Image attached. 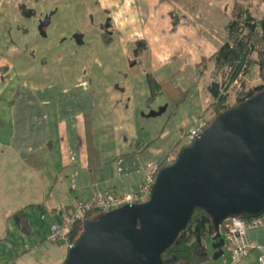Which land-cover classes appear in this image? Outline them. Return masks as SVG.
Listing matches in <instances>:
<instances>
[{
  "label": "crops",
  "instance_id": "obj_1",
  "mask_svg": "<svg viewBox=\"0 0 264 264\" xmlns=\"http://www.w3.org/2000/svg\"><path fill=\"white\" fill-rule=\"evenodd\" d=\"M84 1L108 18L111 44H103L114 45L115 35L112 55L132 64L129 68L135 72L118 67L113 82L92 75L66 81L46 79L31 56L14 48L12 35L0 30V264H17L36 252L35 264H60L65 244L51 240V226L60 220L59 211L98 193L139 190L146 165L157 164L162 151L151 150L158 137L146 131L150 122L143 107L150 104L146 96L151 97V89L149 84L136 89V84L147 74L157 77L174 54L192 53V58L212 62L213 54L225 43L233 4V0ZM261 4L258 0L257 5ZM8 5L0 0V28L14 24L22 28L15 20L26 15L20 6L15 11ZM29 12L33 15V10ZM140 40L147 46L136 56ZM42 59L43 66L48 61ZM211 81L203 88L204 94ZM178 144L157 165L176 154ZM22 209L28 233L11 218ZM247 239L254 249L235 263L225 250L214 259L213 240L208 238L210 258L205 264H258L264 227L250 229Z\"/></svg>",
  "mask_w": 264,
  "mask_h": 264
},
{
  "label": "water",
  "instance_id": "obj_2",
  "mask_svg": "<svg viewBox=\"0 0 264 264\" xmlns=\"http://www.w3.org/2000/svg\"><path fill=\"white\" fill-rule=\"evenodd\" d=\"M48 21L40 25L42 35ZM165 109L144 115L156 117ZM196 208L212 216L214 259L224 255L223 220L264 214V90L219 114L162 166L148 201L86 220L61 264H163V252Z\"/></svg>",
  "mask_w": 264,
  "mask_h": 264
},
{
  "label": "rangeland",
  "instance_id": "obj_3",
  "mask_svg": "<svg viewBox=\"0 0 264 264\" xmlns=\"http://www.w3.org/2000/svg\"><path fill=\"white\" fill-rule=\"evenodd\" d=\"M6 1L15 8V11L17 6H20L22 15L24 13L26 16L15 20L22 25L23 29L17 28L14 24L11 28L6 26L1 27L0 30L12 35L14 48L20 49L25 56H31L36 61L34 65L37 67L36 70L45 73L44 76L41 75L42 77L53 81L55 79L66 81L78 79L81 76L88 78L92 75L101 79L102 82H113L118 78L119 74L116 71L118 67L127 72H135L129 68L132 64L124 60H115L112 55L111 50L116 41L115 35L114 45L109 47L104 45L107 43L103 34L107 33L106 30L110 27L108 25V28H103L102 25L108 23V18L100 14L99 9L91 2L86 3L84 0ZM253 2V6L259 7L260 15H258L262 20L264 6L262 4L258 6V0ZM230 6L232 9L233 4ZM24 7L29 8L30 11L33 10V15H30L29 10H23ZM46 20H49L48 25L44 27L46 35H42L40 25ZM16 30L20 32L16 38H13L17 34ZM79 37L80 39L82 37V42H79ZM108 41L111 40L108 39ZM259 48L264 50V44ZM43 57H46L48 62L42 66ZM171 57L158 70V78L154 75L160 85L159 94L153 101L148 102L150 94L147 93L146 99L151 105L143 107L146 115L166 107L161 115L146 119L150 122L146 131L158 137V142L151 150L162 151L161 156L156 158L157 164L172 153V149L178 143V151L168 156L169 161L177 157L182 146L191 143L188 135L195 118L202 117L209 125L218 115L213 106V98L208 94L209 92L206 94L203 92V88L210 80L219 78L213 63L206 58H192V53L174 54ZM133 62L134 60L131 63ZM250 69L249 84L244 83L242 90L234 84L229 85L227 102L231 107L238 102L240 93L243 94L253 87L264 84V68L255 61ZM140 83L136 84V89H141L144 84L147 85V78L144 77ZM61 249L67 252L68 245H61ZM37 256V252L32 253L17 264H35Z\"/></svg>",
  "mask_w": 264,
  "mask_h": 264
},
{
  "label": "trees",
  "instance_id": "obj_4",
  "mask_svg": "<svg viewBox=\"0 0 264 264\" xmlns=\"http://www.w3.org/2000/svg\"><path fill=\"white\" fill-rule=\"evenodd\" d=\"M252 6L251 3L246 4L245 0H233L231 19L226 27L225 43L211 57L215 69L222 71L224 76L221 84L214 79L207 88L218 115L232 108L227 102L228 83L240 73L248 72L255 61L264 68V50L259 48L264 44V32L261 29V19ZM103 36L106 43L110 44L108 34L104 33ZM146 46L144 41H137L135 55H141ZM147 81L151 89V97L148 101L151 102L159 94L160 85L152 74H147ZM263 90L264 84L253 87L243 94L240 93L235 106L243 104ZM172 161L167 159L161 167ZM99 214L101 213L91 212L89 217L95 219ZM11 218L16 220L24 233H28V220L23 209L13 213ZM82 230L83 223L74 222L68 232L71 244L79 237ZM214 235L212 216L203 208H196L185 230L180 232L174 243L163 252V264H205L210 258L206 240Z\"/></svg>",
  "mask_w": 264,
  "mask_h": 264
},
{
  "label": "built area",
  "instance_id": "obj_5",
  "mask_svg": "<svg viewBox=\"0 0 264 264\" xmlns=\"http://www.w3.org/2000/svg\"><path fill=\"white\" fill-rule=\"evenodd\" d=\"M264 2V0H262ZM262 29V28H261ZM226 69V68H224ZM250 70L246 73H240L229 85L236 86L242 90L244 83L249 84ZM218 82L221 84L224 80L223 72L217 71ZM221 77V78H220ZM204 118H195L194 125L190 130L189 139H193L207 127ZM161 165L148 163L145 167L144 180L136 192L118 194V193H98L93 198L85 200H76L74 203L66 206L59 211L60 220L51 226V240L53 242L71 244L68 234L74 222L81 221L83 224L89 220V213H104L113 209L122 207L126 204H140L149 200L153 185L156 181ZM264 227V214L258 217L246 219L243 217L226 218L220 225V232L224 239L223 249L231 255L232 261L239 263L244 260L254 246L248 241L247 233L250 229ZM258 264H264V249L258 257Z\"/></svg>",
  "mask_w": 264,
  "mask_h": 264
},
{
  "label": "flooded vegetation",
  "instance_id": "obj_6",
  "mask_svg": "<svg viewBox=\"0 0 264 264\" xmlns=\"http://www.w3.org/2000/svg\"><path fill=\"white\" fill-rule=\"evenodd\" d=\"M102 26H103V28L106 27V23L104 25H102Z\"/></svg>",
  "mask_w": 264,
  "mask_h": 264
}]
</instances>
